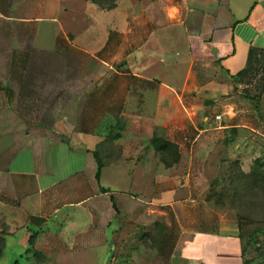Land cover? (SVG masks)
I'll return each instance as SVG.
<instances>
[{
	"label": "crops",
	"instance_id": "0c3cea01",
	"mask_svg": "<svg viewBox=\"0 0 264 264\" xmlns=\"http://www.w3.org/2000/svg\"><path fill=\"white\" fill-rule=\"evenodd\" d=\"M171 2L145 5L119 0L113 10L91 11L90 28L96 31L100 19L108 25L104 52H95V39L85 45L86 50L84 44L73 48L89 54L87 64L97 60L106 71L101 75H42V57L14 56L16 28L0 29V219L14 228L13 236L23 237L22 251L33 238L43 259L85 251L98 254L110 246L117 260L132 232L142 230L147 219L164 214L156 212L160 203L174 208L172 199L185 186L191 188L189 179L197 173L190 169L184 172L181 188L174 186L182 182L181 176L160 174L152 164L156 157L144 153L140 145L143 130L184 132L196 124L170 83L183 82L185 92L194 81L215 96L230 93L231 77L246 68L250 51L264 53V0ZM41 4L32 9L33 16L22 10V15L13 14L14 19L42 22L36 14L42 12ZM60 5L57 0L44 7L47 19H58ZM40 26L33 29L40 34V41L33 44L35 52L63 46L58 42L62 25L47 30ZM42 33L56 35L55 40L43 44ZM111 34H117L116 42L108 40ZM44 81L65 82L63 99L42 101ZM16 82L24 84L19 92ZM250 87L239 84L238 92ZM255 107L263 116L257 125L264 128V95ZM175 113L182 115V121H175ZM46 114L48 119L42 117ZM116 119L122 125L120 136L112 145L115 150L107 152V133ZM231 127L219 125L215 130ZM101 150L103 158L98 155ZM185 203L195 208L199 199L190 196ZM188 218L170 264L174 259L175 264H264V232L245 233L238 222L217 217ZM151 226L158 228L159 222Z\"/></svg>",
	"mask_w": 264,
	"mask_h": 264
},
{
	"label": "rangeland",
	"instance_id": "374dc122",
	"mask_svg": "<svg viewBox=\"0 0 264 264\" xmlns=\"http://www.w3.org/2000/svg\"><path fill=\"white\" fill-rule=\"evenodd\" d=\"M54 1L57 0H0V29L12 26L16 28L13 40L14 48H16L14 56H28L33 59L42 57V75L48 77L72 72L96 75L106 73L97 60L95 65L87 64V55L89 54L83 50H86V44L92 42L91 39H95V52L99 55L104 52L102 43L108 25L102 24V19H100L98 20L99 28L95 27L96 31L90 28L92 27L91 11L106 12V7L113 6L114 2L117 7L119 0H95L97 4L91 0H60L59 17L55 21L47 19L48 15L43 12L44 7H48V4ZM136 1L133 0V2ZM139 1L150 5L159 0ZM168 1L172 3L173 0ZM40 2H42V12L38 10L36 14L42 16V22L14 19V15H22L20 14L22 10H25L24 15L33 16L32 9L38 8L37 4ZM37 24L46 30L57 29L62 25L63 32L59 35L61 38H58V42L63 43V46L53 51H42L41 54L38 51L35 52L33 44L38 36L40 38V34L33 33ZM26 27H29V30H24ZM91 33H95L94 38ZM116 35L111 34L108 40L116 42L118 40ZM55 37L56 35L53 34L42 33L41 40L43 44L47 45L51 44ZM77 37L80 40H77ZM77 44H84L83 50L76 51L73 47ZM6 56V53L2 54V57ZM16 68L20 70L19 66ZM5 72V67H3V73ZM15 84L16 87H19L16 91H21L24 84L22 82ZM170 84L177 87L180 101L182 102L184 99V104L189 107L190 115L193 116L196 124H191L190 129L184 132L178 130L171 132L162 128L155 132L143 130L140 145L143 147L144 153L147 152L156 157L152 160V164L157 165L160 174H168L171 177L181 176L182 182L176 181L175 184L172 182L176 188H181V183L186 181L184 172H188L190 169L197 173L189 179L191 188L188 189V186H185L183 192L172 199V202L175 203L174 208L162 207L160 203L156 212L164 214H160L162 216L159 218L147 219L146 226H143L142 230L140 228V230L132 232L133 238L130 237L131 240L125 242L122 258L117 260L115 259V250L110 246H105L98 254L93 251H85L72 257L68 255L43 259L42 256L34 253L39 251L36 248V243L27 242L28 247L22 251V246L25 244L22 240L23 237L21 235L13 236L14 228L7 223L6 219H0V264H16V262L19 264H170L174 251L173 246L177 245L184 226L183 221L188 222V217H217L238 222L241 230L243 229L245 233L246 230L264 232V128L257 125L259 121H262L263 116L256 111L255 103L248 101L249 98L245 93L246 88L237 95L231 96L229 93L226 96H215L208 90H202L203 85H199V82H190L188 84L190 89L188 87L186 92L183 82L176 81ZM65 86V82H42V101L47 103L54 99H63ZM50 88H52L51 92H49ZM182 95L184 96L181 98ZM176 101L179 103L177 97ZM221 103H226L223 109L218 108ZM149 104L148 109L151 110L152 104L151 102ZM218 115L222 117L221 121L215 119ZM43 116L48 119L49 115ZM118 116V114L113 115L116 118ZM174 118L175 121L183 119L180 113H175ZM218 124L223 127H232L227 130H215L219 126ZM247 125L258 127L251 128ZM109 128L107 138L108 145H111L106 146V151L112 152L116 148L112 145L118 141L122 125L116 119ZM154 139L177 146V152L181 155L177 165L173 168H166L161 154L156 151ZM104 154L102 150L98 151L100 158H103ZM113 180L117 181L118 178ZM190 196L199 199V204L195 208L186 206L185 200ZM180 201L184 203L181 204ZM156 220L159 222L158 228L151 226ZM164 223L167 224L166 229L162 228ZM40 253L42 254V252ZM176 255L180 259L182 253ZM174 261L177 262L175 259ZM175 262H171V264H175Z\"/></svg>",
	"mask_w": 264,
	"mask_h": 264
},
{
	"label": "trees",
	"instance_id": "16d2710c",
	"mask_svg": "<svg viewBox=\"0 0 264 264\" xmlns=\"http://www.w3.org/2000/svg\"><path fill=\"white\" fill-rule=\"evenodd\" d=\"M93 3L97 2L95 0H91ZM115 2L113 6L109 5L106 7L107 11L115 9ZM264 66V53H259L257 51L251 50L248 64L244 70L239 72L238 74L231 77V91L230 95H237L239 92L238 85L244 84L245 86H251L250 88L245 89V93L248 101L252 103L258 104L261 102L262 97L264 95V73L261 74L260 71ZM156 151L161 154V158L163 163H165L166 168H173L180 161L181 155L177 152V146L172 143L161 141L158 139H154L153 141ZM98 172L97 178L100 179L101 169L103 167V163L100 161L98 163ZM34 239L30 240V243H33ZM3 250V249H2ZM1 253V249H0ZM35 255L41 256L39 253L35 252ZM16 264H19L16 262Z\"/></svg>",
	"mask_w": 264,
	"mask_h": 264
},
{
	"label": "built area",
	"instance_id": "2783aa9c",
	"mask_svg": "<svg viewBox=\"0 0 264 264\" xmlns=\"http://www.w3.org/2000/svg\"><path fill=\"white\" fill-rule=\"evenodd\" d=\"M215 119H216L217 121H221V120H222V117H221V116H216Z\"/></svg>",
	"mask_w": 264,
	"mask_h": 264
}]
</instances>
